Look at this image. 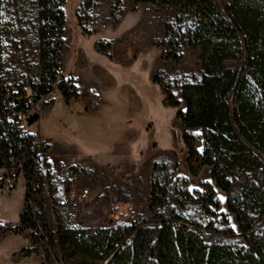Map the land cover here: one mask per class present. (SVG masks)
<instances>
[{
  "label": "trees",
  "instance_id": "trees-1",
  "mask_svg": "<svg viewBox=\"0 0 264 264\" xmlns=\"http://www.w3.org/2000/svg\"><path fill=\"white\" fill-rule=\"evenodd\" d=\"M39 1L45 20L40 30V78L30 86V94L21 88L6 94L3 89L6 72L0 22V168L9 150L16 156H28L23 172L24 209L19 219L24 231L37 229L26 204L42 188L37 176L38 139L21 134L5 114L28 113L31 98L47 97L55 90L66 104L78 98L72 80L58 71L65 26L60 7L65 0ZM82 2L90 8L95 0ZM131 2L173 11V19L163 24L159 44L163 60L179 62L182 46L198 51L201 78L179 85L185 110L176 116L184 130L190 175L197 176L208 166L211 181L203 183L204 191H197L200 197L195 198L186 178L173 177L166 165L154 164L149 178V222L92 230L59 226L51 233L38 213L44 237L33 240V252L49 263L60 264H264V0ZM153 82L164 92V104L178 108L179 100L158 73ZM188 130L199 134L194 136ZM211 184L225 194L226 213L220 211ZM196 200L201 201V213L190 215L188 206ZM228 214L235 217L238 231L230 226Z\"/></svg>",
  "mask_w": 264,
  "mask_h": 264
},
{
  "label": "rangeland",
  "instance_id": "rangeland-1",
  "mask_svg": "<svg viewBox=\"0 0 264 264\" xmlns=\"http://www.w3.org/2000/svg\"><path fill=\"white\" fill-rule=\"evenodd\" d=\"M217 1L220 2L221 0ZM60 8L64 11L68 28L78 30L77 27L79 26L83 35H86L83 30L87 31L86 28L92 23L98 26V31L114 32L124 29L136 18L141 22H152L159 29L164 22L173 19V11L171 10L159 9L148 3L134 4L131 0H95L94 5L90 8H85L82 1L65 0ZM42 9L44 6L40 4L39 0H0V22L3 25L2 57L5 62L3 68L6 72L5 77L10 80L12 86L18 90L24 89L27 94H30V86L34 81L37 82L40 78V50L43 44L40 30L45 24L40 13ZM92 11H94L93 17L89 15ZM153 33V38L148 39L147 42H152L158 46L163 35L161 36L160 32L154 31ZM120 38L118 40L120 44L123 41L127 42L128 37L120 36ZM107 44L110 45L111 43ZM103 45L99 44L100 47ZM156 52V50L149 52L151 60H156ZM179 53L182 56L179 62L166 60L165 71L158 72V78L170 86L175 96L180 95L178 87L182 82L199 81L202 74L197 50L182 46ZM86 57L88 62L93 61L88 54ZM63 63L67 68L74 64L71 47H68L65 52ZM90 65L88 63L86 69H78L81 79L80 88L83 92L86 88L85 84L91 77ZM58 71L60 73V69ZM137 79L141 82V90L149 94L150 88L144 84V73H138ZM95 99L94 93L88 94V110L94 108ZM63 102L59 90H55L47 97L31 98L28 116L36 112L40 117L38 121L29 126L23 124V128L32 134L39 135L40 137L37 136V139L55 134L57 131L56 111L64 109ZM51 106L54 108L52 109ZM168 111H173V109ZM175 118L172 113L170 120L173 121ZM176 126L174 165L168 169V172L173 177L177 176L176 169L177 174L186 173L188 190L191 189V191L189 190L190 193L195 198H199L200 196L196 192L202 193L204 191L203 183H210L211 168L202 167L197 176L188 174L187 149L182 139L183 128L181 125L176 124ZM188 132L194 136L199 134L197 130H188ZM56 136L60 142L67 140V136L63 132L57 133ZM196 147L199 148L198 145ZM44 152V149H39L37 167V176L42 188L39 193L32 197V201L39 215L44 219L45 227L49 232H54L59 226L92 230L108 225L149 222L151 220L148 210L149 180L138 178L129 181L118 177H103L96 171L83 170L76 166L78 170L76 183L79 188L89 189V194L85 200L73 208L68 200L70 194L68 185L71 181L59 179L53 174L46 162L47 158L43 156ZM211 187L219 198L220 211L226 213L225 194L214 184H211ZM25 192V178L20 175L13 191L9 194L0 193V225L3 226V231L0 233V264H39L36 258L26 259L25 257H27L28 252L26 250L30 241L34 239L39 241L40 236L31 235L17 226L23 208ZM188 207L187 212L190 215L201 213V201L199 200ZM228 221L230 226L238 231L233 215L228 214ZM19 250L20 252L14 255ZM35 255L40 256L36 253ZM41 257L43 259L42 264H60L54 261L49 263L44 260L43 256ZM17 258L20 259L17 260Z\"/></svg>",
  "mask_w": 264,
  "mask_h": 264
},
{
  "label": "crops",
  "instance_id": "crops-1",
  "mask_svg": "<svg viewBox=\"0 0 264 264\" xmlns=\"http://www.w3.org/2000/svg\"><path fill=\"white\" fill-rule=\"evenodd\" d=\"M89 15L93 17L94 11ZM138 21L136 18L124 29L114 32L98 31V26L92 23L83 35L78 25V30L69 29L65 18L59 69L65 78L72 80L78 98L68 104L63 102L64 109L56 111L57 131L41 137L47 146L46 162L52 172L62 166L76 165L103 177L149 180L154 164L166 165L168 169L174 165L175 129L176 124L181 125L176 114L185 110V102L179 95L175 96L180 102L178 108L166 106L164 92L153 82L156 73L165 71L167 61L161 58L162 47L147 40L153 38L154 31L162 36L164 26L159 29L152 22ZM120 36L128 37L127 42L120 44ZM99 44H104L101 50ZM68 47L72 48L74 59L69 68L63 63ZM151 50L157 51L156 60H151ZM86 54L92 57V62L87 61ZM88 63L91 77L83 92L78 69H86ZM138 73H144L149 94L141 90ZM90 93L96 98L92 110H88ZM172 113L176 117L173 121L170 120ZM61 132L66 134V141L56 139ZM197 145L200 151V139ZM176 175L187 179V174H177V169ZM35 248L30 241L27 250L23 249L30 252L25 258H36L42 264V257L33 253Z\"/></svg>",
  "mask_w": 264,
  "mask_h": 264
},
{
  "label": "built area",
  "instance_id": "built-area-1",
  "mask_svg": "<svg viewBox=\"0 0 264 264\" xmlns=\"http://www.w3.org/2000/svg\"><path fill=\"white\" fill-rule=\"evenodd\" d=\"M2 84L6 94L16 92V88L12 86L8 78H5ZM5 115L6 120L11 124L16 125L21 134L34 135L35 137H37L36 134H32L23 128V124H27L26 118L28 116V113H24L21 111H8ZM4 133L5 131H2V134ZM40 148L44 149L45 152L43 156L46 157L47 146L41 139H38V146L36 152L37 156H39ZM27 159L28 156L26 155V153H22L21 155L16 156L11 150L7 151L6 161L4 162L2 168H0V193L9 194L15 189L19 176L23 175L24 165ZM53 174L59 179L71 181V183L68 185V189L70 190L68 200L73 208L77 207L78 203L82 202L87 198L89 190L87 188H79L76 183L78 178V170L76 165L62 166L56 171H53ZM26 207L29 209L31 216L37 222V229H28L26 231L29 232L31 235H39L40 238L44 237L42 228L40 227V223H38L37 220L38 211L36 210L33 201L29 200L26 204ZM112 210H114V207H112Z\"/></svg>",
  "mask_w": 264,
  "mask_h": 264
},
{
  "label": "water",
  "instance_id": "water-1",
  "mask_svg": "<svg viewBox=\"0 0 264 264\" xmlns=\"http://www.w3.org/2000/svg\"><path fill=\"white\" fill-rule=\"evenodd\" d=\"M39 114L38 113H33V114H31V115H29L27 118H26V123H27V125L29 126V125H31V124H33V123H35L36 121H38L39 120Z\"/></svg>",
  "mask_w": 264,
  "mask_h": 264
},
{
  "label": "snow or ice",
  "instance_id": "snow-or-ice-1",
  "mask_svg": "<svg viewBox=\"0 0 264 264\" xmlns=\"http://www.w3.org/2000/svg\"><path fill=\"white\" fill-rule=\"evenodd\" d=\"M190 191H191V189H189ZM221 199H223V198H221Z\"/></svg>",
  "mask_w": 264,
  "mask_h": 264
}]
</instances>
